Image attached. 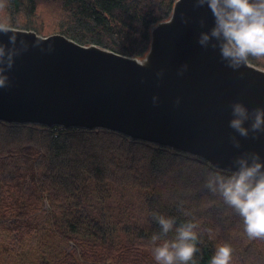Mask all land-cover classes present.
Listing matches in <instances>:
<instances>
[{
    "label": "trees",
    "instance_id": "16d2710c",
    "mask_svg": "<svg viewBox=\"0 0 264 264\" xmlns=\"http://www.w3.org/2000/svg\"><path fill=\"white\" fill-rule=\"evenodd\" d=\"M174 1L0 0V24L140 58ZM248 62L264 68V57ZM210 172L230 171L103 128L0 120V256L15 255L7 264H22L18 255L29 264H157L151 236L161 214L198 225L196 264H209L220 244L231 247L230 264H264V238L250 239L208 190Z\"/></svg>",
    "mask_w": 264,
    "mask_h": 264
},
{
    "label": "water",
    "instance_id": "95a60500",
    "mask_svg": "<svg viewBox=\"0 0 264 264\" xmlns=\"http://www.w3.org/2000/svg\"><path fill=\"white\" fill-rule=\"evenodd\" d=\"M182 12L190 18L187 24ZM212 23L206 6L175 0L170 16L150 27L149 46L140 58L62 34L42 36L10 27L17 41L23 36L29 46L8 70V87L0 88V120L112 130L195 155L227 171L244 151L264 158V134L241 137L228 123L234 100L249 108L264 106V68L248 62L233 70L218 49L200 46L199 32ZM9 34L0 32V42L7 45ZM35 39L41 43L34 45ZM183 63L188 68L180 75ZM231 135L239 138V148Z\"/></svg>",
    "mask_w": 264,
    "mask_h": 264
},
{
    "label": "clouds",
    "instance_id": "9594fccd",
    "mask_svg": "<svg viewBox=\"0 0 264 264\" xmlns=\"http://www.w3.org/2000/svg\"><path fill=\"white\" fill-rule=\"evenodd\" d=\"M194 6H206L213 18L211 26L199 32L198 44L203 48L218 49L220 58L228 67L238 70L247 66L250 57H264V0H194ZM181 20L187 24L190 18L182 12ZM199 22L204 24L203 19ZM0 32L10 33L7 45L0 42V88H6L10 83L8 70L15 57L29 45L23 36L17 41L16 32L5 24H0ZM40 43L38 39L33 41L34 45ZM51 49L49 43L48 50ZM187 68V63L181 64L178 74L182 75ZM156 75L162 76L163 70L157 71ZM152 102H158L155 94ZM179 102L177 97L176 103ZM228 123L239 136L257 138L264 134V106L249 108L241 100H234ZM230 140L234 146L240 147L237 135H231ZM231 163L234 167L228 174L210 172L206 187L242 218L244 231L250 239L264 238V158L257 151H244ZM154 215L160 226L159 232L151 236L152 256L157 264H196L194 254L198 252L200 240L198 225L192 221L177 225L175 217ZM170 232L174 235L168 238ZM231 260V247L220 244L209 264H230Z\"/></svg>",
    "mask_w": 264,
    "mask_h": 264
},
{
    "label": "rangeland",
    "instance_id": "374dc122",
    "mask_svg": "<svg viewBox=\"0 0 264 264\" xmlns=\"http://www.w3.org/2000/svg\"><path fill=\"white\" fill-rule=\"evenodd\" d=\"M15 255L12 253L11 256H6V258H3V256H0V264H7L11 259H14ZM18 257L20 258L22 264H29L28 263V259L27 257H23L21 255H18ZM18 260V259H16Z\"/></svg>",
    "mask_w": 264,
    "mask_h": 264
}]
</instances>
